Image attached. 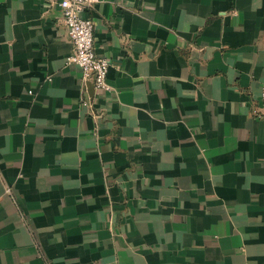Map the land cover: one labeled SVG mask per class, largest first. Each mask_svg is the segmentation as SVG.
<instances>
[{"label":"crops","instance_id":"0c3cea01","mask_svg":"<svg viewBox=\"0 0 264 264\" xmlns=\"http://www.w3.org/2000/svg\"><path fill=\"white\" fill-rule=\"evenodd\" d=\"M83 15L107 89L57 0H0V264H264V0Z\"/></svg>","mask_w":264,"mask_h":264},{"label":"built area","instance_id":"2783aa9c","mask_svg":"<svg viewBox=\"0 0 264 264\" xmlns=\"http://www.w3.org/2000/svg\"><path fill=\"white\" fill-rule=\"evenodd\" d=\"M100 0H57L61 18L66 25L69 40L72 44L70 54L65 58L67 64L78 65L83 74L85 85L91 82L95 89H107V72L109 60L96 53L94 47V21L90 16H84ZM260 101L264 107V85L260 88ZM91 104L87 98L84 100ZM264 118L263 112H256Z\"/></svg>","mask_w":264,"mask_h":264},{"label":"water","instance_id":"95a60500","mask_svg":"<svg viewBox=\"0 0 264 264\" xmlns=\"http://www.w3.org/2000/svg\"><path fill=\"white\" fill-rule=\"evenodd\" d=\"M90 84H91V82H90ZM92 85V84H91Z\"/></svg>","mask_w":264,"mask_h":264}]
</instances>
